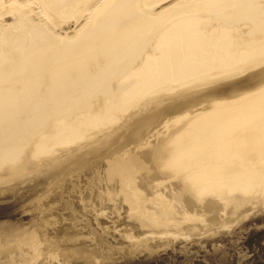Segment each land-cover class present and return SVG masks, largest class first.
<instances>
[{"label": "bare ground", "instance_id": "6f19581e", "mask_svg": "<svg viewBox=\"0 0 264 264\" xmlns=\"http://www.w3.org/2000/svg\"><path fill=\"white\" fill-rule=\"evenodd\" d=\"M263 7L264 0H0V160H21L35 136L34 159L78 158L95 145L88 139L144 126L148 135L163 122L178 129L152 144L153 159L218 162L243 183L231 211L264 205L247 181L262 172L244 168L264 161V27L254 24ZM84 13L73 34L47 24ZM140 177L149 195L154 176ZM199 177L188 185L204 196L209 186ZM146 195L117 202L129 215L141 207L164 220Z\"/></svg>", "mask_w": 264, "mask_h": 264}, {"label": "rangeland", "instance_id": "374dc122", "mask_svg": "<svg viewBox=\"0 0 264 264\" xmlns=\"http://www.w3.org/2000/svg\"><path fill=\"white\" fill-rule=\"evenodd\" d=\"M85 17L47 24L61 35L73 34ZM254 24L264 27V12ZM161 125L148 135L144 126L109 139L93 137L88 144L95 145L78 158L57 153L34 159L35 136L30 146L23 145L21 160L17 155L0 160V264H264V220L257 221L264 218L263 203L233 213L243 183L234 184L218 162L153 159L152 144L178 129ZM249 161L254 164L245 169L262 172L247 180L257 187L254 200L264 198V161ZM144 173L154 176L147 177L153 186L149 195L140 186ZM193 175L209 186L204 196L188 185ZM122 194L136 204L146 195L144 204L165 219L141 207L129 215L117 202ZM177 216L185 221L169 218Z\"/></svg>", "mask_w": 264, "mask_h": 264}]
</instances>
